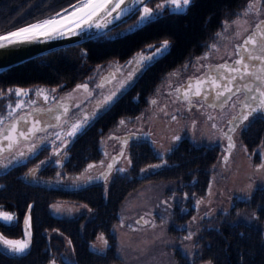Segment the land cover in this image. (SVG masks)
Returning <instances> with one entry per match:
<instances>
[{
    "label": "trees",
    "instance_id": "1",
    "mask_svg": "<svg viewBox=\"0 0 264 264\" xmlns=\"http://www.w3.org/2000/svg\"><path fill=\"white\" fill-rule=\"evenodd\" d=\"M157 1L151 0L148 7L154 8ZM252 2L253 0H192L185 10L165 7L158 19L139 24L133 31L127 32L125 29L139 19V14L135 12L129 19L105 32L107 35L103 33L80 44L54 49L5 69L0 72V90L7 93L9 88L25 89L36 85L69 89L77 83L89 82V78L105 63L123 62L150 44L169 40L168 53L159 57L149 70L142 75L140 73L135 81L138 87L145 83L146 89H155L163 82L166 72L188 58L203 54L206 45L216 38L221 27L236 19L243 8ZM74 3L75 0H0V33L52 16ZM85 51L87 55L83 56ZM2 96L0 95L1 99L4 98ZM141 107L140 105V108H134L129 97H120L101 115L134 116L140 113ZM93 133L95 128L91 125L81 138L76 137L69 145L92 146V141L85 139L92 137ZM240 136L244 141H248L249 147L256 145L264 137L250 131L249 127L247 131H241ZM219 147L217 143L212 146V172L222 153ZM128 148L127 159L132 152ZM174 150V147L169 148V151ZM87 152L93 153L92 150ZM209 157V151H205L197 155V160L191 161L187 167L176 162L168 169V174L181 178L186 170H191L194 178L185 181L184 189L186 194H190L192 187L196 185L194 181L201 179L202 165L209 168ZM68 158L67 156L64 162ZM33 162L34 159H29L27 163H19L0 175V203L9 208L23 198L24 213L31 203L30 247L25 254H13L14 256L6 255L0 250V264H51L48 259L43 258L48 255L53 244H63L65 240L75 245L78 256L69 259L65 264H107L116 259L118 243L113 226L117 224L118 211L126 200L125 194L129 188L118 193L113 182L89 185L94 212L73 219V227L57 224V219L49 211V203L56 198H65L64 192L27 182L24 178L25 171ZM197 167L199 169L196 170ZM25 187L27 189H24ZM68 196L75 197L78 194ZM249 197L251 202L245 215L228 209L223 218L217 217L216 221L212 222V226L216 225L220 232L212 231L210 234L209 228L203 230L204 224L198 227L195 246L190 250V256L193 255V249L196 250L195 258L192 259L198 257L199 264H264V186L256 185ZM175 199L172 198V203ZM53 229L60 230L63 235ZM98 232H103L108 242L103 255L88 247V241ZM19 233L15 229L12 235ZM175 264L185 263L181 260L178 263L176 259Z\"/></svg>",
    "mask_w": 264,
    "mask_h": 264
},
{
    "label": "flooded vegetation",
    "instance_id": "2",
    "mask_svg": "<svg viewBox=\"0 0 264 264\" xmlns=\"http://www.w3.org/2000/svg\"><path fill=\"white\" fill-rule=\"evenodd\" d=\"M247 18L245 17L242 22H245L247 20L250 23V26L247 27L244 31L235 30L241 29L242 25H233V27H229V23L223 25L218 31L216 38H214L213 41L211 40L206 45V49L203 54L188 58L186 61L181 62L176 67L166 72L163 82L160 83L157 88L154 89L150 87L146 89L144 86L146 85L145 83L138 87L134 81L124 93L118 96L119 98L129 97L130 102H133L134 108H140L141 105L142 107L140 113L128 117L122 115H118L115 117H105V115H101L98 120L96 119L91 123V125L95 128V133H93L92 137H86L85 139L86 141H92V146L82 144L81 147H79L78 144H68L66 151L69 158L67 159V161L64 162L63 160L65 150H61V154L59 156L62 167L55 164H46L42 166L44 170L40 174L41 176H44L46 178L49 177L48 179L52 181H58L68 184H81L85 180H87V177H94L99 172H101L106 167L111 156L116 152H119L123 147L122 152L124 153V155L119 158L118 163L112 168V170L105 175V179H100L101 181L99 182H93L84 186L57 189V192H64L65 195V198H56L54 201L49 203V211L51 212V215L55 219H57V224L71 225L73 227L74 223L71 222L73 219L78 216H83L89 213L92 214L94 212L95 207L93 205V202L91 201L92 196L91 190L88 189L89 185L103 182H113L116 184L118 193L129 188L125 194L126 199H128L139 189L148 187L155 193L153 201L150 202V205L153 206L154 204V206H156L158 210L162 212L163 216H169L170 218L175 219L174 222L178 225H176L177 227H175V223L169 221V224L167 226L168 230H171V232H174L173 228H176L178 233L174 232L176 234L175 236H180L182 239V246L179 249L172 250L174 258L177 259L178 263L181 260V262L185 264H199L198 257L197 259H192V257L195 258L196 255L195 249H193V255L190 256V250L195 246L194 243L198 227L201 224H204L203 230L209 228L210 234H212V231L220 232V230L216 228V225L212 226V222H215L217 217L223 218L225 212L228 209H230L232 212L236 211L238 214L242 215H245L247 213L249 203L251 202L249 195L253 193V190L250 192L248 191V189L241 190L240 188H238L240 189V191L229 193L227 195V198L225 197L222 201H220V204L222 205L213 204L207 206L206 204H203L208 202L207 198L212 194L211 187L213 188V182L217 183V181H220L223 174L218 173L217 170L215 172H212V131L207 128H202V126L210 125V122H212V118L217 112L220 113L223 110L227 109V111L224 113L226 114V125L222 128L225 122L223 121L219 127L222 133V139L220 140L222 142L221 146L224 149L226 141V136H224V133L226 132V128L232 119L236 121V123L234 124L236 126L235 130L243 129V131H247L249 127L250 131H253L259 135H264V116L256 114L254 117H249V121H241V115L244 111L242 102L245 100V93L242 85L246 81L239 82L241 85V91L233 95L232 99L227 104H218L217 107L213 106V90L219 89H217L215 85H209L208 83H196L198 79L207 80L208 77L206 76V74H210L213 78L220 77L222 73L228 76L231 75V73L228 72L227 68L220 69L218 66H231L233 65L234 61L240 58L241 55H244L243 52L238 53L237 46L243 44V41L247 38L248 35L252 34L254 30L257 31L256 25L261 21H264V16L248 17L247 15ZM261 31H264V29H261ZM152 45L158 46L159 44L154 43ZM256 48L258 49V46ZM141 51L142 50H139L136 53H141ZM144 54L148 55L149 53ZM255 54L258 55L260 53L259 51H257ZM106 65L107 64H104L101 67L104 68ZM239 67H241V70L243 71L242 65H240ZM251 70L252 69L250 64L249 71ZM190 82L192 83V89L188 90V84ZM236 83V81H233L231 84L234 92ZM217 84H219L220 87H223L224 80L218 79ZM30 87H32L30 89L32 91L29 92V96L23 97V99L26 101L25 104H27L28 100L26 99H29V97H31L32 100L35 101V103H30L32 105V110L34 111V117H31V119L34 121L36 118H39L41 121L40 127H46L47 130L37 133L35 138H33L34 144L38 143L40 144V146L46 147L44 148V150L42 149L43 151H41L40 155L35 157L36 159H34V162L29 165L28 168L36 166L42 157L43 159L47 160L49 156H52V154L49 153V147L51 148L50 151H54L56 145L60 144V141H56V145L51 144V140L54 139L51 134L53 132H61V134L63 135V132L68 130L69 124L75 122L76 119L79 118V116L72 117V112L80 114L81 111L78 110L88 102L87 98L81 104H79V109L70 107L77 103L76 101L69 100L67 103H65V106L70 107V112L68 115L71 117V119L69 120V124H65V116L60 115V110L56 108V104L51 100V96L54 95L59 97L60 91L68 90V88L62 90L56 87L48 88L51 90L55 89L56 91L53 93L51 92V90H49L45 94L49 96V100L47 101L44 100L43 95H40V97L42 98H40L39 101L38 99H36L35 93L40 90L38 87H46L37 85ZM197 88L201 90L202 94L205 91L208 92L207 99H202L201 97H195L192 95V92ZM177 89H179V91H177ZM185 90H188V95L191 102L183 98V93ZM2 97H4V100L0 101V108H5L6 114L9 111H12V109L7 108V105L9 103H12L14 105L17 100L21 99L20 97H16L14 94H6ZM59 98H61V102L64 103L67 97ZM153 101L156 102L153 103ZM155 105L171 110V113L168 114L169 117H165V119L168 120L169 123L173 124L172 129L166 132V135L164 136L165 142L162 144H158V138L154 134L155 129L152 122L148 123V121L143 120V118H145L148 113L153 112L154 109H156ZM28 107H30V105H28ZM37 109H39V111H36ZM49 109H52V111H48ZM43 110H47L50 116L46 118L45 114L43 115ZM86 113L91 114L92 112ZM28 114V112L24 113V117H27ZM57 115H60L59 120L56 119ZM173 116H175L176 119H173ZM1 117L2 116H0V119ZM4 117H2V119ZM209 117H211V119ZM121 120L125 121L123 125L120 124ZM5 122H7V120H4V125ZM48 125L52 126L49 127ZM58 125H63V130ZM21 126L22 122L21 124L17 125V128L19 129V127ZM128 133L131 137L123 139L124 134ZM134 133L142 134L141 136L134 137L132 136ZM82 134L78 135L76 139L81 138ZM12 135L15 136L16 134L13 133ZM144 137L149 139H146ZM177 137H179V139H176ZM21 139V142H23L24 138H19V140ZM125 141H127V143H125ZM34 144H32V146ZM40 146H38V148H40ZM171 147H174L175 150L169 151V148ZM127 148L132 152L129 153L128 160H125ZM252 148L256 149L255 146H253ZM89 150H92L93 153L91 154L87 152ZM205 151H209L210 154L208 163L209 168H207V166L205 165H202L203 170L200 174L201 179L195 180L194 182L196 183V185L192 187V192L190 194H186L184 192L185 181L194 178V174L192 173V171L186 170V173L180 178L179 176L169 175L168 169L172 167L176 162L178 164H181L182 166L187 167V164H190L191 161L197 160V155H200ZM148 158H151L152 160L150 161L148 160ZM52 159L55 160L57 159V157L52 156ZM129 160L131 161V163H129ZM27 162L28 161H26L25 163ZM261 162L262 160L260 159L258 164L260 165ZM89 164L94 165V167L89 169ZM156 164H160L161 166L156 168H149V170L145 172L141 171V169L148 168L149 165ZM198 165L201 166V164ZM3 168L5 167L0 166V169ZM117 168H124L125 171L118 172L116 170ZM197 169H199V167H197L196 170ZM30 172V170L26 171V176L44 178L36 176L35 174L30 175ZM1 174H4V171H1L0 175ZM168 176H173V178H170ZM198 182L199 184L197 185ZM210 183H212V186L210 185ZM256 183L257 182H255L253 185H256ZM262 184L263 183H261L260 185ZM160 193H163L164 195L163 197L158 198V194ZM69 194H78V196L69 197ZM166 196H168L170 199L174 197L176 199L173 203L167 201L166 206L161 207L162 205H160L158 201L160 199L162 203L166 202ZM62 200L68 202L82 201L87 203L90 206V209L68 215L57 214L55 211H53V206L61 205L60 202ZM29 206H31V203L29 204ZM29 206L24 213L23 210L25 207V203L23 201V198H21L20 202L15 203L13 207L9 208L0 203V211L6 210L13 216L19 218L17 225L14 227L7 226L3 221H0L1 237H7L11 239L20 237L23 238L22 234L20 233L23 231L25 218L30 215ZM118 216L119 219L117 221V224H114L113 226V230L115 232L118 243V246L116 248L117 256L114 254L116 259H113V261L108 264L114 263L118 260V258L120 259V244L117 230L122 226L119 225V211ZM138 216L133 221L135 225L145 226L147 220L150 219L149 216V219L143 216L142 220L140 221L138 220ZM15 229L20 233L17 235H12ZM53 231L61 234V231L58 229H53ZM99 234H103V236L105 237L103 232L96 233L88 241V247H91V243ZM188 236H190V239H185V237ZM167 245L170 246V244ZM107 246L105 247V249H96L93 247L91 248L98 251L100 255H103V253L106 251ZM0 250L6 255L10 256H14L13 254L23 255L26 253V251L24 253L8 252L2 243H0ZM75 256L78 258L75 245L72 242L69 243V241L65 240L63 244H53L49 250L48 255L43 259H48L51 264H53V261L54 264H65L69 259L75 258ZM43 259L40 260L42 261Z\"/></svg>",
    "mask_w": 264,
    "mask_h": 264
},
{
    "label": "snow or ice",
    "instance_id": "3",
    "mask_svg": "<svg viewBox=\"0 0 264 264\" xmlns=\"http://www.w3.org/2000/svg\"><path fill=\"white\" fill-rule=\"evenodd\" d=\"M151 0H75L74 4H70L68 8L62 9L61 12H57L52 16H49L42 20H37L32 23H27L24 26L18 27L13 31L6 32L5 34L0 35V49H9L16 48L18 46L39 43V42H50L53 40L61 39L64 37L71 36H81L83 34L88 33L91 29H105L108 27V24L112 21L119 19L121 16L127 14L128 12L133 11L131 6H134V10L139 14V19L136 22V25H130L128 29L125 31L131 32L134 28L142 24L144 22H152L155 19H158L162 14L161 10L166 6L174 7L176 9H183L190 5L192 0H164V3L156 4L155 8L148 7V3ZM123 6V7H122ZM71 9V10H69ZM116 14L115 16L113 14ZM256 32L248 35L247 38L243 41V44L237 46V51L243 52L244 55H241L240 58L234 61L233 65H219L220 69L227 68L228 72L231 73L230 76L221 74L220 77L213 78L210 74H206L208 77L207 80L198 79L196 83L204 84L208 83L209 85H215L219 90H213V100L219 102L221 105L227 104L235 95L241 91L240 81H246L243 83L242 87L245 93V100L243 103L244 111L241 115V121H249V117H254L256 114H260L264 116V21H261L256 25ZM107 35V33H104ZM258 46L252 48V51H249V46ZM170 48V44L168 40L162 41L158 46L157 45H148L145 49L141 51V53L137 54V57H133L132 60H129L122 67L129 68L126 78L119 82V87L113 90H110L107 94L103 92H98L97 96L99 98V103L97 104L96 110H94L91 114L87 113H76L72 112L71 116L76 117L75 122L69 124V120L71 117L68 115L70 112V107L79 109L80 105H72L65 106L64 103L61 102V98L57 96H51V100L56 104V108L60 110V115L65 116L64 123L69 124V128L67 131L63 132H53L51 135L54 139L51 140V144L56 145V141H60L59 145H56L52 156L57 157V159L53 160L52 156H49L47 160H41L40 165L46 164H55L62 167L60 163L59 156L61 154V150L64 151L65 157H67V146L72 142L78 135L82 134L88 127L91 126V123L98 119L101 114L108 110L110 105L116 103L119 99L118 93L122 94V90L126 87H129L131 83H133V77L137 72H140L141 75L149 70L151 66L159 57L165 56ZM259 51L260 54H255ZM144 53H150L148 55ZM83 56H86V51L82 53ZM251 64V71H249V65ZM135 65V67H132ZM242 65L243 71L241 70ZM92 80L93 78H89ZM115 79V74H110L107 78V81H111ZM218 79H223L224 84L223 87H220L217 84ZM236 81L235 92L233 91V87L231 86L232 82ZM104 86L103 82L101 84H97L95 87L102 88ZM88 83H84L81 85H77V88L73 91H77L80 89L88 90ZM192 89V83L188 84V90ZM95 89H93L94 91ZM188 90H185L183 93V98L185 100H189L191 102L190 97L188 95ZM32 90H26L23 88L16 89H7V93L3 90H0V95L6 94H14L16 97H20L21 99L17 100L15 104L9 103L7 108L12 109L7 113L3 119H0V124H3L4 120L13 115V112L16 109H21L24 107L26 101L23 97L29 95V92ZM55 89H52L51 92H55ZM179 91V89H177ZM36 95H43L42 92L37 91ZM92 93L89 92V95ZM192 95L195 97H201L202 99H207L208 92L205 91L203 94L199 88L195 89L192 92ZM71 96V94H69ZM45 101L49 100L48 95H43ZM29 103H35L34 100L29 98ZM156 101H153L155 103ZM36 111H39L37 109ZM48 111H52L49 109ZM60 115H57L56 119H60ZM32 113H29L27 117L21 116L19 120L14 121L10 127H6L3 130H0V151H4L6 149H10L13 147V144L18 142L19 138L23 137L25 140H28L32 136H35L39 132L46 131V127H40V119L36 118L34 121L31 119ZM176 119L175 116L172 117ZM211 119V117H209ZM22 126L17 128L18 124ZM125 121L121 120L120 124H124ZM49 127L52 125H48ZM63 130V125H58ZM215 127V125H213ZM231 131V129H230ZM16 135L13 136L12 134ZM224 135L229 140V149L234 147V144L231 141V136L229 133H224ZM176 139H179L177 137ZM6 141L7 143H3ZM127 143V141H125ZM35 148H30L29 153H34ZM121 156L124 155L123 152L120 153ZM25 157L24 152H20L18 156H15L13 159L19 162L22 158ZM227 159V157H225ZM13 161H9L8 164H11ZM103 163V162H102ZM129 163L131 161L129 160ZM2 167L7 168L8 165H0ZM160 164L149 165L148 168L141 169L142 172L148 171L149 168L160 167ZM94 165L89 164L88 168L91 169ZM33 169L30 172V175H34L38 170ZM113 168L112 164L108 165V170L111 171ZM259 168H264V163L259 165ZM118 172H124V168H117ZM59 175V173H58ZM93 179H105V174L101 173L99 177H87V180ZM167 203V202H165ZM55 207V206H54ZM31 206H29V209ZM57 212L61 211H70L67 209H59L56 208ZM18 217L13 216L12 214L0 211V221H3L5 225L14 227L18 223ZM31 216H27L25 218V239L24 240H8L6 238L0 237V243L5 246V249L11 253H24L30 247V238L31 232L28 230L30 228ZM185 239H190V236L185 237ZM69 243H71L69 241ZM54 264V261H53Z\"/></svg>",
    "mask_w": 264,
    "mask_h": 264
},
{
    "label": "rangeland",
    "instance_id": "4",
    "mask_svg": "<svg viewBox=\"0 0 264 264\" xmlns=\"http://www.w3.org/2000/svg\"><path fill=\"white\" fill-rule=\"evenodd\" d=\"M160 3H164V0H158L157 2H155L154 8L156 4ZM166 7L172 10L186 9H176L169 6ZM247 15L248 17H263L264 1L253 0L251 4L249 3L246 7L243 8L236 19L229 22L228 26L233 27V25H242L241 29L235 30L244 31L247 27L250 26V23L247 20L245 22H242L245 17L247 18ZM137 20L138 19L133 21L131 25H136ZM128 28L129 26L126 29ZM254 32L256 31L254 30ZM56 88L60 87L58 86ZM64 91L67 90H62L60 91V93ZM2 100L3 99H1L0 101ZM98 103L99 98L97 97L96 103L92 104L90 108L92 110H96ZM218 104L220 103L214 101L213 106L217 107ZM155 107L156 109H154L153 112L148 113V115L143 118V120L148 121V123L152 122L155 129L154 134L158 138V144H162L165 142L164 136L166 135V132L172 129L173 124L169 123V121L165 119V117H169L168 114L171 113V110L168 108H162L161 106L157 105H155ZM226 111L227 109L223 110L220 113L217 112L212 118V122H210V125L202 126V128H207L212 131V143L220 141L222 138V133L219 127L221 123L226 120V114H224ZM5 112V108H0V116H2ZM213 125H215V127H213ZM225 125L226 121L224 122L222 128ZM28 143H30V141L21 143L18 148L19 151L22 152L25 148H27ZM259 144L264 145V138L260 140ZM29 146L32 147L31 145ZM41 147L43 146H40L38 151L35 150L37 151V155H35L31 159H36L35 157L40 155L42 149L44 148ZM256 150L257 149H250L249 145H247L244 141L235 139L234 147L227 159L223 161V159L218 158L219 161L214 166L213 172L217 170V172L223 174V176L220 181H217V183L213 182V188L211 187L212 194L207 198L208 202L203 204H206L207 206L213 204L222 205L220 204V201H222L225 197L227 198V195L229 193L240 191V189H247L252 185L253 182H264V168H259L258 166L257 160H260V153L258 151V153H255ZM261 153L263 155L262 157H264V147L261 149ZM262 162L264 163L263 160ZM42 172L43 168L40 167L37 173ZM210 185L212 186V183H210ZM24 189L27 188L25 187ZM250 190L251 187L248 189V191ZM26 192L27 191L25 190L24 194H26ZM154 195V191H152L150 188L143 187L132 194L122 204L119 210V225L122 227H119L117 230L120 244V259L115 264H174L176 262L172 250L179 249L182 246V239L179 236L174 240L173 236H175L176 234L168 230L167 227L171 218L169 216L159 218L161 214L157 212L154 206L150 205V202L153 201ZM163 195V193L158 194V198L163 197ZM169 199L170 198L166 196L165 201L167 202L169 201ZM60 204L61 205H54L55 207L53 206V211H55L57 214L62 215L74 214L90 209V206L82 201L68 202L62 200ZM166 204L167 203L165 202L160 203V205H162L161 207H165ZM56 208L62 210L67 209L70 211L57 212ZM2 211L8 212L6 210ZM140 212L144 213L145 218L149 219L150 217V219L147 220L145 226H139L133 223ZM176 225L177 224H175L174 226L177 227L178 225ZM173 230L178 233L176 228H173ZM3 238H6L8 240H24L22 237L15 239H10L7 237ZM167 244H170V246H168ZM106 246L107 240L105 239L103 234H99L91 243V247L96 249H105Z\"/></svg>",
    "mask_w": 264,
    "mask_h": 264
},
{
    "label": "water",
    "instance_id": "5",
    "mask_svg": "<svg viewBox=\"0 0 264 264\" xmlns=\"http://www.w3.org/2000/svg\"><path fill=\"white\" fill-rule=\"evenodd\" d=\"M123 7V6H122ZM133 8V11L128 12L127 14L121 16L119 19H116L114 21H112L111 23L108 24V27L105 29H91L88 33L83 34L81 36H71V37H64L61 39H57V40H53L50 42H39V43H33V44H27V45H22V46H18L16 48H9V49H0V72L4 71L5 69L11 67L12 65H15L17 63H20L22 61H25L27 59H30L32 57L38 56L40 54L46 53L48 51L54 50V49H58L61 47H65V46H69V45H74V44H80L84 41H86L87 39L93 38L95 36H99L107 31H109L110 29H112L113 27L121 24L122 22L126 21L127 19H129L134 13V6H129ZM71 10V9H69ZM62 10H60L59 12H61ZM114 16L116 15L115 13L113 14ZM45 19V18H44ZM24 26V25H22ZM21 27V26H19ZM18 28V27H17ZM16 28H13L11 30H7L4 32H1L0 35L5 34L6 32L9 31H13ZM137 54H134L133 56L129 57L127 60L123 61V62H119V63H112V65L107 64L104 68H100L96 74H94L91 78H93L92 80H90L88 82V90H84V89H80L77 91H73L74 89L77 88V85H81L84 84L86 82L83 83H77L75 84L73 87H71L70 89H68L65 92H62L59 94V97H64L66 98V101L64 102L67 103L69 100L71 101H76L77 103H75L74 105H79L80 103H82L84 100H86L89 97H92L90 100H88L87 104L84 105L83 107H81L78 111H81V113H86V112H93L94 110H92L90 108V106L92 104H95L97 101V93L98 92H103L105 94H107L110 90H113L115 88L119 87V82L122 81L124 78H126L127 73L129 71V68H125L122 67L123 65H125V63L129 60H132L133 57H137ZM132 67H135V65H133ZM115 74V79L111 80V81H107V78L109 77L110 74ZM140 75V72H137L136 75L133 77V81H136V79L138 78V76ZM103 82L104 86L102 88H96L95 86L97 84H101ZM132 85V83H131ZM130 85V86H131ZM129 86V87H130ZM129 87H126L125 89L122 90V93H124ZM40 90V92L43 93V95H45L49 89L46 88H41L38 87ZM26 90H29L30 88H25ZM93 89H95L93 91ZM89 92H91L92 94L89 95ZM69 94H71V96H69ZM118 95H121L120 93H118ZM29 96V95H28ZM36 99H38L40 101V95H36L35 94ZM30 98V97H29ZM32 99V98H31ZM29 101V100H28ZM45 104V103H43ZM28 105H30V107H28ZM32 113V117H34V111L32 110V105L27 102V104L24 105V107L20 110L16 109L13 112V115L8 117L7 122H5L2 125H0V130L5 129L6 127H10L14 121H17L20 119L21 116H24V113ZM43 115L45 114V117H49L50 114L47 110H43ZM6 112L3 113L2 117L6 116ZM1 117V119H2ZM226 133H231L230 129H228L226 131ZM139 134H135L134 137H137ZM36 136V135H35ZM35 136H32L31 138H29L28 140H18V142L13 144V147L10 149H6L4 151H0V161L3 160V164L2 165H12V164H8V162L11 161H15L13 158L15 156H18L19 154V145L21 143H26L28 141H30V143H28V147L25 148L22 152L25 153V157L31 156L32 153H29V149L30 148H35V150L38 149V146H40V144H34V139ZM231 136V135H230ZM129 137V133L128 134H124L123 139L128 138ZM0 140H2V138H0ZM231 141L233 143V137L231 136ZM3 143H7L6 141H4ZM32 144H34L32 146ZM29 145H31L32 147H30ZM226 150H229V140H228V148ZM120 157V152L115 153L111 160L108 162V164L106 165V168L103 169L101 172H99L96 176L94 177H99L101 175V173H104L105 175L109 172L108 170V165L112 164L114 165L118 158ZM23 159V158H22ZM224 159V158H223ZM28 181L31 182H38V183H42L44 185L47 186H56V187H77L80 185H84L87 183H90L93 180H98V179H93V180H86L81 184H67V183H62V182H58V181H51V180H45V179H36V178H32V177H28L27 178ZM138 220H142L141 217L138 218ZM25 230V227H24Z\"/></svg>",
    "mask_w": 264,
    "mask_h": 264
},
{
    "label": "bare ground",
    "instance_id": "6",
    "mask_svg": "<svg viewBox=\"0 0 264 264\" xmlns=\"http://www.w3.org/2000/svg\"><path fill=\"white\" fill-rule=\"evenodd\" d=\"M253 47H257V46H250V47H249V51H252V48H253Z\"/></svg>",
    "mask_w": 264,
    "mask_h": 264
}]
</instances>
